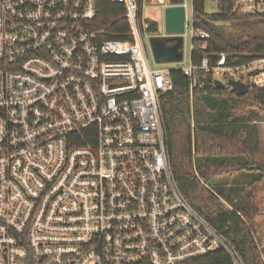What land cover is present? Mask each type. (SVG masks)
Returning a JSON list of instances; mask_svg holds the SVG:
<instances>
[{"label":"built area","instance_id":"obj_1","mask_svg":"<svg viewBox=\"0 0 264 264\" xmlns=\"http://www.w3.org/2000/svg\"><path fill=\"white\" fill-rule=\"evenodd\" d=\"M110 1L128 38L105 37L99 0H0V264H193L216 251L243 264L180 190L159 96L172 68L192 100L197 69L263 88L264 53L153 67L144 0ZM186 29L209 38L185 13Z\"/></svg>","mask_w":264,"mask_h":264},{"label":"trees","instance_id":"obj_2","mask_svg":"<svg viewBox=\"0 0 264 264\" xmlns=\"http://www.w3.org/2000/svg\"><path fill=\"white\" fill-rule=\"evenodd\" d=\"M217 6L216 12L206 13L204 0H191L192 25L209 33L207 40L191 39V63L198 65L200 59L207 56L213 65L223 54L226 64H235L264 53V12L242 11L237 0H217ZM123 11L120 3L99 0L97 24L105 30V37L128 38L129 27ZM146 28L155 33L158 24L148 19ZM170 76L173 86L159 98L164 141L175 180L189 203L231 239L243 264H264L254 238L253 219L258 208L256 188H252L263 174L260 172L249 183L244 201L234 207L225 205L206 186L220 177L227 165L236 164L235 168L230 166L236 171L252 169L249 163L232 164L226 157H252L253 150L259 147L256 126L251 128L247 123V110L253 113L255 108L264 110V87L249 86L244 95L237 96L228 86L216 87L210 71L197 69L193 98L195 94H201L205 99L210 96L224 98L198 110L191 99L187 76L180 68H172ZM240 130L244 131L243 135ZM211 160L213 163L208 165ZM256 169L264 171V165H258ZM193 264H231V261L226 253L216 251Z\"/></svg>","mask_w":264,"mask_h":264},{"label":"rangeland","instance_id":"obj_3","mask_svg":"<svg viewBox=\"0 0 264 264\" xmlns=\"http://www.w3.org/2000/svg\"><path fill=\"white\" fill-rule=\"evenodd\" d=\"M165 3L168 0H164ZM185 2V13L189 20H191L192 7L191 0H184ZM237 4L240 5L241 10L244 11L243 4L240 0H237ZM218 10L217 0H204V11L206 13H213ZM141 13L143 16H146L148 19L157 22L158 28L157 33H163V25H162V15H161V7L158 4H152L151 0H144V3L141 7ZM144 42L147 49V56L151 66H156V62L154 61L152 54V43L153 38L159 37L157 34L153 32H149L148 30ZM182 39L180 42L179 50L181 52V58L178 61V66L187 65L190 62V50H191V35L188 29L184 30L181 33ZM166 65L172 67L175 65L174 62H168ZM221 78L219 75H214V78ZM224 99L222 96L213 97L210 96L208 99H205L201 94H195L193 98L194 106L198 110L205 109L204 107L208 106L212 101L222 100ZM217 108V106H216ZM249 112V120L247 121L248 125L252 128V125H255L257 131V139L259 141V147L256 150H253V156L246 157L244 155H236V156H228L226 157V161L231 162L232 164L235 162H245L249 163L252 167L251 170H235L231 167H236V164L233 166L227 165L225 167V171L222 172V175L218 177L212 184H206L207 188H209L214 194L218 196V198L225 203V205L229 207H234L236 203L243 202L245 199V195L249 190V183L257 178L260 172L263 174L262 179L254 184L252 188H256V203H257V212L254 216V238L257 245V248L260 252L261 259L264 263V171L257 170L256 167L258 165H264V110L255 108V112ZM243 121L242 123H244ZM249 127L248 131L251 132V128ZM254 128V129H255ZM243 135L244 131L240 130ZM241 135V136H242ZM201 159L198 158V161ZM213 161L207 162L208 165L212 164ZM231 166V167H230ZM223 188V189H222Z\"/></svg>","mask_w":264,"mask_h":264},{"label":"water","instance_id":"obj_4","mask_svg":"<svg viewBox=\"0 0 264 264\" xmlns=\"http://www.w3.org/2000/svg\"><path fill=\"white\" fill-rule=\"evenodd\" d=\"M184 0H151L152 4L161 7L163 33L159 37L153 38L152 54L157 63H167L179 61L181 52L178 49L182 39L181 33L184 30L185 9L182 5ZM167 42L172 44L167 45ZM213 83L218 88L229 87L230 91L237 96L244 95L248 91V85L240 80L228 78L226 83L218 78L213 79Z\"/></svg>","mask_w":264,"mask_h":264},{"label":"crops","instance_id":"obj_5","mask_svg":"<svg viewBox=\"0 0 264 264\" xmlns=\"http://www.w3.org/2000/svg\"><path fill=\"white\" fill-rule=\"evenodd\" d=\"M167 43H169V42H167ZM167 43H166V44H167ZM171 44H172V43H171ZM167 45H170V44H167ZM178 49H179V48H178ZM171 62H178V61H171ZM167 63H168V62H167Z\"/></svg>","mask_w":264,"mask_h":264},{"label":"flooded vegetation","instance_id":"obj_6","mask_svg":"<svg viewBox=\"0 0 264 264\" xmlns=\"http://www.w3.org/2000/svg\"><path fill=\"white\" fill-rule=\"evenodd\" d=\"M155 33H157V32H155Z\"/></svg>","mask_w":264,"mask_h":264}]
</instances>
